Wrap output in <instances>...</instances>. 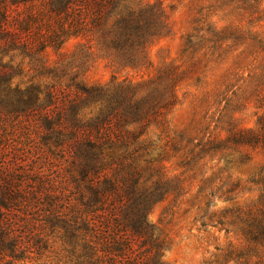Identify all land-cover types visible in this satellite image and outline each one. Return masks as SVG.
<instances>
[{"label": "trees", "instance_id": "trees-1", "mask_svg": "<svg viewBox=\"0 0 264 264\" xmlns=\"http://www.w3.org/2000/svg\"><path fill=\"white\" fill-rule=\"evenodd\" d=\"M169 32L164 7L143 0H0V264H169L170 241L149 213L183 194L165 161H194V141L167 121L179 102L175 68L143 82L86 78L99 58L150 66V47ZM71 39V55L52 63ZM228 143L264 150V114L200 151ZM218 188L230 200L240 185ZM229 224L246 246L230 244L221 260L264 264V191Z\"/></svg>", "mask_w": 264, "mask_h": 264}, {"label": "rangeland", "instance_id": "rangeland-1", "mask_svg": "<svg viewBox=\"0 0 264 264\" xmlns=\"http://www.w3.org/2000/svg\"><path fill=\"white\" fill-rule=\"evenodd\" d=\"M143 2L162 5L170 26V32L150 47V66L117 69L99 58L87 72V81L106 84L116 73L117 81L143 82L165 67L175 68L179 102L167 121L171 133L181 132L194 141V161L190 167L180 155L165 161L172 177H182L183 194L158 202L149 219L170 241L165 252L169 264H247L245 259L222 261L221 254L230 244L246 246L229 222L232 214L261 205L264 150L230 143L209 154L200 148L209 140H226L235 128H255L264 114V0ZM79 42L71 39L62 55L51 52V62L68 58ZM28 73L26 80L33 74ZM159 134L158 128L150 131L154 139ZM184 145L190 148L186 141ZM233 181L240 188L229 200L218 187Z\"/></svg>", "mask_w": 264, "mask_h": 264}]
</instances>
